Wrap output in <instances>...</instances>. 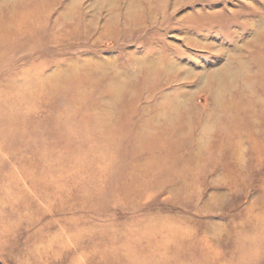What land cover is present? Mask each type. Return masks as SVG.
Instances as JSON below:
<instances>
[{"label": "rangeland", "instance_id": "obj_1", "mask_svg": "<svg viewBox=\"0 0 264 264\" xmlns=\"http://www.w3.org/2000/svg\"><path fill=\"white\" fill-rule=\"evenodd\" d=\"M0 264H264V0H0Z\"/></svg>", "mask_w": 264, "mask_h": 264}, {"label": "bare ground", "instance_id": "obj_2", "mask_svg": "<svg viewBox=\"0 0 264 264\" xmlns=\"http://www.w3.org/2000/svg\"><path fill=\"white\" fill-rule=\"evenodd\" d=\"M220 74H221V73H220ZM214 79H215V76H214V75L210 76V82H211V85H212V82L214 81ZM215 82H216V81H215ZM215 82H214V83H215ZM214 83H213V84H214ZM206 84H207V83H206ZM207 86H208V85H207ZM212 86H213V85H212Z\"/></svg>", "mask_w": 264, "mask_h": 264}]
</instances>
